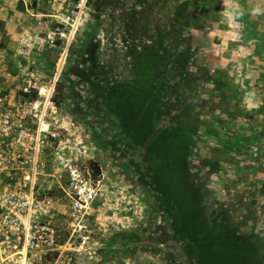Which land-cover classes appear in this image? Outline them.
<instances>
[{"label": "rangeland", "instance_id": "rangeland-1", "mask_svg": "<svg viewBox=\"0 0 264 264\" xmlns=\"http://www.w3.org/2000/svg\"><path fill=\"white\" fill-rule=\"evenodd\" d=\"M29 72L83 131L53 180L63 264H264V0H0V93Z\"/></svg>", "mask_w": 264, "mask_h": 264}, {"label": "built area", "instance_id": "built-area-1", "mask_svg": "<svg viewBox=\"0 0 264 264\" xmlns=\"http://www.w3.org/2000/svg\"><path fill=\"white\" fill-rule=\"evenodd\" d=\"M22 76L16 100L0 93V264H63L47 261L58 249L53 180L73 214L89 211L99 181L70 166L84 154L83 131L54 103L55 81Z\"/></svg>", "mask_w": 264, "mask_h": 264}, {"label": "trees", "instance_id": "trees-1", "mask_svg": "<svg viewBox=\"0 0 264 264\" xmlns=\"http://www.w3.org/2000/svg\"><path fill=\"white\" fill-rule=\"evenodd\" d=\"M23 0H19V2H22ZM75 1H78V0H75Z\"/></svg>", "mask_w": 264, "mask_h": 264}]
</instances>
